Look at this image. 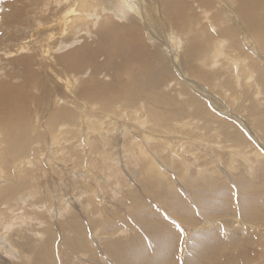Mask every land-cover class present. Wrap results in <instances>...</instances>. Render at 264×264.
Wrapping results in <instances>:
<instances>
[{
    "label": "bare ground",
    "instance_id": "6f19581e",
    "mask_svg": "<svg viewBox=\"0 0 264 264\" xmlns=\"http://www.w3.org/2000/svg\"><path fill=\"white\" fill-rule=\"evenodd\" d=\"M243 38H245V45L247 49L248 46L255 49V46H257V48L259 49V53L260 50L264 52V0H0V166H3V169L0 168V199L5 198L7 200H4L3 203L0 202V204L3 205L0 211V227L2 228L0 236L5 235L6 238V240L2 241V246H0V248H2V251H0V255L4 254L7 257L9 256V258L10 256L13 257L15 255H18L17 252L19 251L17 250L16 245H14L13 243L14 239L12 240L11 234H9V229L11 228V223L12 226L18 224L19 222L24 224L25 220H23L22 218L23 213L20 214L19 212L20 209L24 213L30 208H35L36 210H38L37 206H35V204H32V200H34L38 194V191L35 190V188L33 191L32 189H27L28 191L26 190L28 196L23 197L21 194V197H17V200L15 199L13 202H10L12 200L9 201L8 198L13 197L14 195L17 196V190L20 187H24L27 182H19L21 184L20 187H18V185L15 184V181L14 183L11 181L15 179L12 177L13 175L11 176L10 174H8V171H10L9 169L11 167V160L16 159L14 157H21L20 151L26 150L27 148H29V144H31V142L38 140L37 137L33 136H36V130L42 126L41 124H45L46 120L48 124H51V127H58L57 131L55 130L53 133L52 130V134L49 133L50 136L48 135L47 138V141L51 143L50 145L53 146L52 148H55V146H59L61 144L60 142L63 140H61L62 136H65L64 134H67L69 130L75 133L74 137H76L77 146L79 147H77L78 150H82L86 146L90 149L91 152V148L93 146L96 147L97 142H99L101 144V153H99V156H96L95 154L91 156L92 153L89 154L90 152L88 150L87 152H89L88 154L90 155L89 159L93 157L91 161L93 163L96 162L95 165H97V163H100L101 156L105 158H112L111 160L107 159V166H105V168L101 170V173L105 174L103 175L105 178H112V181L115 180L116 185L121 183V175L123 178H125L127 173L133 174L135 172L129 169L130 166H137L139 164L138 161L140 162L142 161V159L146 161V163L149 162L147 163L148 166L145 167L146 171L142 169L145 171L143 174V178L148 182L155 183V191L157 192L158 190V192L156 193L157 197H159L163 206L167 208V197L171 195L170 191L171 193H173V195H175L176 192H174L173 189H169L167 191V188L165 190L157 189V185H161L158 183H164L166 177L169 176L167 174H170L167 173V171L165 172V169L161 162L166 160V168H173L174 171H176V173L178 174L177 176H180V178L182 175L185 176L186 174H188L191 170V167H185L179 164L181 160L178 161V159L173 156V152H170L169 156L164 155V158L166 156V159L161 158V162L159 160L155 162L153 154H151L152 152L150 153L151 150L146 149L149 145H151V148L154 149L152 150L153 152L159 153V155L160 153L162 154L163 152H165L162 151L164 149L163 146L165 145L164 144L162 146L163 141L167 140L166 145L168 147H170L169 145H171V141H169V139L164 140L165 138H163L162 143H158V134L160 132H164L167 134H170L172 132L175 133V129H182L183 125L186 126L190 124V121H184L183 124L182 122H179V124H175L176 126L174 127L173 123L170 124L168 123L169 121L167 122V119H176V117H180V115L183 114L181 112L180 114L173 113L172 115V107L169 108V106H172L173 104L178 105L181 100H184L183 107H185V100H189L185 99V97L190 96V91L187 92L186 90H188V88H186L179 92L178 97H172L169 93H167V86L164 87L163 90L160 89L165 84L163 83V78L167 71L173 73L170 66L167 65L164 61L165 59L167 60V63L169 62L166 56V52L168 51L171 54L170 57L173 58L176 64H183L186 67V69L182 71L186 75L197 77L200 82H202L201 80H203L220 88H241L240 83L243 82V86L256 87V89L253 91L254 98L260 101L261 95L257 94L256 91H258L259 87L260 89H264V54H261V56L258 57L256 55L257 53L251 54L249 49V51H245V55L240 53V51H242L244 48L241 41ZM255 51H257V49ZM229 52H233L234 54ZM254 56H256L257 58H255ZM223 66H227L228 68H230V71L226 70L229 79L224 78V76H226L227 74L225 73V70H223ZM181 67L182 66H180L179 68ZM177 72H180L179 69ZM228 76L226 77L228 78ZM231 76L234 77V80L232 81ZM200 84L201 83L192 85L195 86L194 91L198 92V94H201L202 98L199 99L194 96L195 99L189 101V106L186 108L189 110H193V114L195 113V115L197 116H203L202 113L209 114V116L211 117V122L214 121V113L202 100L210 101V103L213 102L210 99L211 97L206 92H203L208 91L206 89L208 87L205 88L204 85ZM225 88H221V93L222 96H224L223 98L227 99V89L225 90ZM232 94L230 95L233 98V100L231 99V101L235 103V100L238 98V96L235 95V93V96ZM192 98L190 97V99ZM242 100L244 99L242 98ZM223 105L224 104L222 103V106ZM225 105L227 106V104ZM224 109L225 108H223V110ZM120 117L122 120L124 118L123 122L119 121ZM188 117L193 116L188 115ZM191 120H195L194 117ZM166 122L167 124H165ZM126 123H128V125ZM134 124L137 125L135 128H139L141 129V131L143 129V131H145V129H150L153 133H151L150 131L149 133L146 130L149 134L139 136L142 132H139V135H137L138 133L134 132ZM45 126H47V124ZM85 128L86 130L88 129V131L84 135L82 134V131H85ZM188 128L190 129L189 126ZM48 130L49 129H47L46 127V131ZM71 133H69V135ZM133 136L135 137L133 138ZM59 139L61 140L60 142ZM115 141L117 143V151L119 154L118 156H115L114 153L112 154L110 152V144H113V142ZM69 143L68 145H72V143ZM132 143L139 148L140 153L138 155L130 152L123 153L122 151L124 149H126L128 146L133 145ZM35 145L37 147L39 146L37 143ZM66 145L67 144H64L63 146L68 147ZM107 145H109L108 149H110V151L106 152ZM75 146L76 145H74V147ZM143 146L145 148H143ZM104 147L105 151H103ZM47 148L51 147L47 146ZM62 149L60 148L59 150L60 154H64L61 153ZM119 149H121L122 154H120ZM49 150L50 149H48V151ZM51 153L52 152L47 153V155H51ZM235 153H238V151ZM73 154H71V158ZM233 154L234 153L232 152V155ZM34 157L35 160H38V158L36 159V156ZM38 157L40 159H43L39 155ZM83 157L81 158L82 161ZM44 158L47 157L45 156ZM54 158H57V156ZM126 158L128 160H125ZM30 159L27 158L18 162L17 172H21V174L19 173V180H25V178L27 177H29L30 179L33 176L35 178L33 179L36 180V182L38 180L39 183L40 177L36 175V172L34 173L35 168L33 169L29 165V163L32 161ZM74 160L76 159L74 158ZM46 161H48L47 163L53 164L52 159ZM67 163L69 162L67 161ZM199 166L200 165H198L197 167ZM6 168H8V170H6ZM76 168L78 170V167ZM99 168L101 169V167ZM36 169H38V167ZM82 169H86L85 166ZM107 169L111 170L110 175L107 174ZM195 170L197 171L196 173H198L200 176L201 174H207V172L204 170L196 168ZM73 173L74 171L72 172V174ZM53 174L54 173H52V175ZM139 174H141V172ZM78 175H80L79 171ZM93 175H95L94 172ZM82 176L84 177L85 175L83 174ZM82 176L80 175L81 178H83ZM97 177H95L96 180L98 179ZM105 178L103 179L105 180ZM140 178L141 177L136 178L137 181ZM170 179V183L166 186L172 188V185L176 183L173 181V177ZM77 180L79 179L77 178ZM90 181H92V179ZM60 184V187L66 190L65 180H62ZM101 184H103V182ZM56 185L57 186H52L58 187L59 189L58 184ZM82 185L84 186L83 183ZM40 187L43 188L42 186ZM46 187H48V185H46ZM38 189L40 188L38 187ZM124 189H127V187H124ZM55 191L56 190H54V193ZM100 191L97 192L98 195ZM40 193V195H45L44 191H40ZM23 195L26 194L23 193ZM175 200L177 199L171 200L169 206L171 205L170 210L173 213L178 214L176 212L182 211L185 207L184 205L187 204L184 202V200L177 204L179 199L176 203ZM57 201L59 200L57 199ZM197 201L198 200L196 199V202ZM67 204L69 203L66 202L64 207H68L69 210L67 212V209L65 208V212L67 213L64 215L59 213L61 218L66 216L68 217V214L71 213L70 211L73 209L72 205ZM136 204L147 206L144 201L138 202ZM52 205L55 206V204ZM106 205V209L107 207H109V209L111 208V205ZM59 206L60 208L63 207L62 205ZM70 206L71 208H69ZM201 206L210 207V204L208 202L204 204L201 203ZM219 207L221 206H216L213 208L212 215H215V213L218 212H224V206L220 208V210ZM90 208L87 205H84V207L82 208L84 217L86 218L88 216V221L94 220L95 215L96 217L98 215L93 213L91 211L92 208ZM113 209L114 208H112V210ZM85 210L89 212L88 215H86L87 213L85 214ZM147 211L149 212V214L146 213ZM211 211L212 210H209L208 212L211 213ZM6 212H10L11 214H13L10 219L5 218L4 215ZM91 212L93 216L90 215ZM150 214L153 215L151 216L152 219L149 218ZM169 214L173 216V214ZM141 215L148 223H150V227L152 228L151 231L157 239L156 244L153 242V239L145 233H143L144 238L140 237L133 241L122 240L121 234H126L129 229H135V226L137 228L136 222L131 219V223V221L128 219L127 224L123 222L122 228H118L119 226L115 225L113 228H117L116 231L115 229H112L110 227L112 230H114L115 233H108L111 232L110 228L108 232L106 231V240L109 239V246H112L114 248L110 251L112 254L111 257L114 260L116 259V257H119L123 259V262L125 264H158L166 260L167 251H172L174 259L173 264L176 261H178L177 264H179V262L183 260L182 257L184 256H182L181 258L179 257L180 259L178 258L181 252V248L177 244L178 237H180V231L175 227L176 225L175 222H173L174 220L172 221L170 220L171 218L168 217L167 219L169 220H164L163 218L166 215L163 214L164 217L161 218L162 216H159L151 206L146 208L145 211L141 213ZM207 215L208 213L206 214V216ZM50 218L52 217L50 216ZM184 218H187V216H185ZM74 221V224H76L77 227L73 226V228L80 235L79 239L72 240L75 245L80 246V254H74V256L81 257V264H91L92 261H90V254L86 250H84V246L86 245L87 241L85 239L86 235L84 236L85 227L82 224L79 225L78 218ZM66 223L67 222H64V224ZM212 227L213 225L211 226V228ZM40 229L41 228H39V230ZM207 231V235H203L202 232L200 233L201 236L205 238V244L208 246L207 248L213 249L210 259L208 257V254L206 255L202 253L204 256H206V264H208L207 258L211 263L210 260H213L214 258L216 259L217 257L222 258V264H239L240 261L243 263H250L254 262L253 260L256 259L253 256V251L254 254L260 252V255H263V248L261 244H258L256 238L250 237L247 242L245 240L241 241V239H238L237 237L238 233L233 232V235L231 237L220 234L222 235L220 239V236H218V234L220 233L219 228H216V231L214 229H210V231ZM212 234H214L216 239L219 242L221 241L222 244H213L209 240V237ZM94 236L91 239L93 241L95 240ZM240 237L241 236H239V238ZM7 238L10 239V243L8 242ZM1 240H3V238L1 239L0 237V242ZM37 240L40 241L39 239ZM55 240L53 241V246L50 245V247H52L53 252L55 253V255H57V252L61 253L66 245L62 246L58 243L60 246L58 245L57 247V243ZM64 240H66V242L70 241L66 238H64ZM180 240L182 241V239ZM104 242L106 243V241ZM201 248L203 249L204 245L199 246L197 244L196 251L201 253ZM34 249L25 250V247H23V250L31 252L32 254H34L35 252ZM92 250L95 256L97 250ZM40 251L41 257L44 258L47 250L45 249ZM108 251L109 250H107V252ZM72 253L77 252L73 250ZM22 254H24V252ZM86 255L88 257H86ZM191 255H193V253H191ZM190 256L185 261L187 264H193L191 263L192 261H197V259H194V257L191 258ZM13 258L15 259V257ZM26 258L29 260L28 257ZM59 259L61 260V264H64L62 255L59 256ZM153 259L155 260V262H153ZM12 261L15 260L12 259ZM196 261L195 263L198 262ZM205 262L202 264H205ZM98 263H100V260H98ZM0 264L13 263L10 260H1Z\"/></svg>",
    "mask_w": 264,
    "mask_h": 264
},
{
    "label": "rangeland",
    "instance_id": "374dc122",
    "mask_svg": "<svg viewBox=\"0 0 264 264\" xmlns=\"http://www.w3.org/2000/svg\"><path fill=\"white\" fill-rule=\"evenodd\" d=\"M3 17H4V14H3ZM241 41H242L244 48L242 51H240V53L245 55V51L250 50L251 54L257 53L256 55L258 57L261 56V54H264V52H262L261 50L259 53V51H258L259 49L257 48V46H255L257 51H255L256 50L255 48L250 47V46H248V49H249L248 50L246 45H245V38H243ZM229 53H233V52H229ZM170 55L171 54L167 51L166 56H167V59L169 60V62L167 63V60H165V59H164V61L167 65L170 66L173 73H170L169 71H167V73L164 75V78H163V83H165V84L160 89L163 90L164 87L167 86V88H168L167 93H169L172 97H178L180 91L188 88V90H186V91L187 92L190 91V93H189L190 96L185 97V99H189V100H185L186 101V103H184L185 107H183V101L184 100H181L178 105L173 104L172 106H169V108L172 107L171 108L172 115H173V113H179L180 114L181 112L183 114L180 115V117H176V119H174V118L167 119V122L169 121L168 123H170V124L173 123L174 127L176 126L175 124H179V122L180 123L182 122V124H183L184 121L185 122L190 121V124L186 125L187 127L183 125L182 129H175V133L172 132L173 134L172 133L167 134L164 132H162V133L160 132L158 134L159 135L158 143L161 144L163 141V138H165L164 140L169 139V141H171V145H169L170 147H168L166 145L167 140L163 141L162 146L165 144L163 146L164 149L167 147L165 150L164 149L162 150V151H165L162 153L163 155L161 153L159 155V153L153 152L152 150H154V149L151 148V145H149L150 147L148 146L146 149L151 150L150 153L152 152L151 154H153L155 162L158 160L160 161L161 158L166 159V156L167 155L169 156L170 152L171 153L173 152L172 153L173 156H175L178 159V161L181 160L179 162V164H181L185 167L189 166V167H191V170L185 176L182 175L183 178L181 176V178H182L181 179L180 176H177L178 174L176 173V171H174L173 168L172 169L170 167H168V169L166 168L167 167L166 160L163 161L165 164L160 161L161 164H163L165 172L167 171V173H170V174H167V175H169L166 177L167 182L165 180L164 183H158L161 185H157V189H164L165 190L167 188V191L169 189H173V191L176 192L175 195H173V193H171V191H170L171 195H169L167 197V208L163 206L159 197H157L156 193L158 192V190H157V192L155 191L156 190V188L154 186L155 183L154 182H148V181L144 180V178H143V174L146 171L145 167L148 166L147 163H149V162L146 163V161H144L142 159V161H144V162L138 161V163L141 165L138 164L137 166H134V167L130 166L129 169L133 170L135 172L133 174L127 173L125 178H123L121 175L120 181H121V183L122 182L123 183L122 184L119 183L116 185L115 180L112 181V178L111 179L105 178L103 176L105 174L101 173V170H103L105 168V166H107V164H106L107 161L111 160L112 158H110V157L105 158V157L101 156L100 163L99 164L97 163V165H95L96 162L93 163L91 161V159H93V157H91L89 159V156H90L89 154L92 153L91 156H93L94 154L96 156H99V153H101V150H100L101 144L99 142H97L96 147L95 146L92 147L93 150L91 148V152H90V149L86 146H85V148H83L84 150L83 149L78 150L79 147L77 146L76 137H74L75 133H73V131L69 130V132L67 134H64L65 136H62V138H61V140L62 139L63 140L66 139V140L61 141L59 139V142L61 141L60 142L61 144L59 146H55V148H52L53 146L50 145L51 143H49L47 141V138H48V135L50 136V134H52V130L54 133L55 130L57 131L58 127L57 128L51 127V124H48L47 120H46V123L41 124L42 126L36 130V136H33V137H37L38 140L31 142V144H29V148H27L28 150L26 149V150L20 151L21 157H14V158H16L14 160L11 158L13 161L11 160V167L9 169L10 171H8V174H10L11 176L13 175L12 177L15 179V180H11V181L13 183L15 181V184H17L18 187H20V184L22 182H24V183L27 182V183L24 187H20L17 190L18 191L17 196L14 195L13 196L14 198L13 197H11V198L6 197V198H8L9 201L12 200L10 202H13L15 199L16 200L18 199L17 197L20 198L21 194L23 197L28 196V193H26V192L30 189H32V191H33L35 188V190L38 191V194L35 197V199L32 200V204L33 205L35 204V206H37L38 210H36L35 208H30L24 213L20 209L19 212H20V214L23 213L22 218H23V220H25L24 224L19 222L18 224L12 226V223H11V228L9 229V234H11L12 240L14 239L13 243H14V245H16V248L19 251V252H17L18 255H15V256L12 255L13 257H15V259H14L11 256L9 258V256L7 257L6 255L1 253L2 255H0V261L1 260H5V261L10 260L13 264H22V263L23 264H48V263H50V264H61V260L59 259V256L62 255L64 264H81V257L74 256V254H80L79 253L80 246L75 245V243H73V241H72L74 239L80 238V235L78 234V232L73 228V226H76V224H74L75 223L74 220H77V218H78L79 225L82 224L85 227L84 236L86 235L85 239L87 241L85 240L86 245L84 246V250H86L90 254V257H91L90 261H92L91 264L98 263V260H100V263H98V264H109V263L110 264L111 263L112 264H125L123 262V259L116 257V259L114 260L111 257L112 254L110 251L113 250L114 248L112 246H109L110 240L109 239L106 240V233L111 228L115 229V228H113L115 225H118L119 226L118 228H122L123 222L125 224H127L128 219L132 223L131 219H133V221L136 222V224H137V228L135 226V229H129L126 232V234H121L122 240L133 241V240L138 239L140 237L144 238L143 233H145L146 235H149L153 239V242L156 244L157 239L155 238L154 234L151 231L152 228L150 227V223H148L144 219V217L141 215V213L143 211H145L146 208L151 206L153 208V210L155 212H157V214L159 216H162L161 218L164 217L163 214L166 215L163 218L164 220H166V221L169 220V219H167V217L171 218L170 220H172V221L174 220L173 222H175V225H176V226L175 225L174 226L180 231V237H178L179 241L177 240V244L180 246L181 252H180V256H178V258L179 257L181 258L182 256H184V257H182L183 260L180 261L179 264H181V263L187 264L185 261L188 259V257L191 255V253H193V255H191L190 257L191 258L194 257V259H197L198 262L196 260L195 261L198 264L199 263L202 264L206 261V258H205L206 256H204L203 254H206V255L208 254V257L210 259L211 252L213 249L207 248L208 246L205 244V238L202 237L200 233L202 232L203 235H207V232H208L207 230L210 231V229L211 230L214 229L216 231V228H219L220 233L218 234V236H220V239H221L222 235L231 237L233 235V232L238 233L237 237H238V239H241V241L245 240L247 242L250 237L256 238V240L258 241V244H261V246L263 248V255H260V252L254 254V251H253V256H254V258H256L255 260H253L254 262L243 263L240 261L239 264H264V93H263L264 89H260V87H259L258 91H256L257 94L261 95V100L259 101L256 98H254L253 91L256 89V87H254V86L253 87L243 86L242 85L243 82H241L240 83L241 88L235 87L234 89L233 88L229 89V88L221 87L223 89L225 88V90L227 89L228 92L226 91V95L228 97L232 93H233L232 95H234V93H235V95L238 96V98L236 100L234 99L235 103H233V101H231V99L233 100L232 96H230L229 99H228V97H227V99L223 98L224 96H222V93H221L222 91H221L220 87H218V86L216 87L215 85L209 84L208 82H205L203 80H201L202 82H200L197 77H194L191 75H186L184 72H182L186 69V67L183 64H179V65L176 64V62L173 60L172 57H170ZM254 57L257 58L256 56H254ZM180 66H182V67L179 68ZM227 66H223V70H225L226 74H227L228 70L230 71V68H228ZM178 69L180 71L179 73L177 72ZM226 76H228V74ZM226 76H224V78L229 79V76H228V78ZM191 78H192V80H191ZM195 79H198V80H195ZM232 80H234L233 76H231V81ZM191 83L195 84V85L201 83L200 85H204L205 88L206 87L209 88V89L206 88L208 91H203V92H206L211 97L210 99L212 100L213 103H210V101H206V100H202V101L205 102V104L208 106V108L214 113V115H213L214 121H211L213 123L210 122L211 117L209 116V114L202 113L204 117L202 115L197 116V115H195V113L193 114V110H189L186 108L189 106L188 102L195 99V97L199 98V99L202 98L201 94H198V92L194 91L195 86H193ZM244 94H246V95H244ZM190 97L191 98L194 97V98L190 99ZM247 97L249 98V100ZM242 98L244 100H242ZM179 99H184V98H179ZM224 99H226V100H224ZM222 103L224 104L223 106H222ZM225 104H227V106ZM223 108H225V109L223 110ZM222 112L224 115L222 114ZM187 114L193 116L195 120H191L193 117H188ZM234 117H236V118H234ZM107 119H109V118H107ZM196 120H198V121H196ZM119 121L123 122L124 118L122 120L120 117ZM167 122L165 124H167ZM46 124H47V126H45ZM126 124L128 125V123H126ZM191 125H193V126H191ZM194 125H195V127H194ZM136 126L137 125L134 124V130H135L134 132H137L138 133V134L136 133L137 135H139V132H142V133H140L139 136H144L145 134H149L150 132L153 133L150 129L149 130L145 129V131H143L144 130L143 129L141 131V129L135 128ZM188 126L190 127V129L188 128ZM46 127H47V129H49L48 131H46ZM127 127H130V126H127ZM40 129H41V131H40ZM146 130L148 132L149 131L150 132L147 133ZM87 131H88V129L86 130V128H85V131H82L83 132L82 134L85 135L87 133ZM38 132L40 133V135ZM69 133H71V134L69 135ZM165 135L167 136V138ZM171 136H173V137H171ZM64 137H66V138H64ZM134 137L135 136H133V138ZM168 137H170V138H168ZM170 139H172V140H170ZM69 141H70V143H69ZM34 143L35 144L37 143L39 146L37 147ZM68 143L69 144L72 143V145H68ZM64 144H67L66 146H68V147L63 146ZM45 145H47L48 147H51V148H47V146H45ZM74 145H76V146L74 147ZM197 145H199V146H197ZM33 146H35V147H33ZM135 146H136L135 144H133L132 146H128L122 152L123 153L130 152V153H134V154L138 155L140 153V150L137 146L135 148ZM30 147H31V149H30ZM108 147H109V145H107L106 152L110 151V149H111L110 152L112 154L114 153L115 156L119 155L118 151H117L116 141L113 142V144H110V147H111L110 149H108ZM180 147H182V148H180ZM57 148H58V150H57ZM60 148L61 149L64 148L61 150V153H64V154L59 153ZM72 148H74V149H72ZM143 148H145V147L143 146ZM48 149H50V150L48 151ZM55 149L57 150V152ZM167 149H169V150H167ZM228 149H229V151H228ZM63 150L64 151L66 150V151L64 152ZM88 150L90 153L87 152ZM200 150H201V152H200ZM38 151H41V152H38ZM103 151H105V147H104ZM119 151H120V154H122L121 149H119ZM209 151H211V152H209ZM237 151H238V153H235ZM29 152H31V153H29ZM50 152H52L51 155L50 154L47 155V153H50ZM183 152H185V153H183ZM232 152L234 154H237V155H234V154L232 155ZM154 153H155V155H154ZM71 154H73L72 158H71ZM80 154H82L84 157ZM185 154H187V155H185ZM38 155L41 156V158H43V159H40L38 157ZM164 155H166L165 158H164ZM31 156H33V157H31ZM34 156H36V159L38 158V160H35ZM45 156L49 159H52L53 164L47 163L48 161H46V160H49V159L44 158ZM56 156L58 159L54 158ZM81 156L83 157V161L81 159L82 158ZM191 156H193V157H191ZM27 158H29V159L31 158L30 160L33 161V162L31 161L32 163L30 162L29 165L33 169L35 168L34 173L36 172V175L40 177L39 183H38V180H37V182H36V180H34L35 178L33 176L31 177L32 179L31 178L29 179V177H27V178H25V180L24 179H22L21 181L19 180V178H20L19 173L21 174V172L20 171L17 172L18 171V167H17L18 162L20 160H25ZM63 158H65V159H63ZM74 158L77 161L74 160ZM127 158L125 160H128ZM84 160H85V162H84ZM67 161L69 163H67ZM38 162H39V164H38ZM83 162H84V165H83ZM78 163H79V165H78ZM184 163L185 164L187 163L188 165L187 164L185 165ZM13 164H15V165H13ZM100 164L101 165L104 164V165L101 166ZM75 165H76V167H78V170L75 167ZM198 165H200V166L197 167ZM48 166L49 167L51 166L50 168L52 170ZM79 166H80V168H79ZM84 166L86 168L84 170H86V171H84L82 169ZM96 166L101 167V169L99 167H96ZM37 167H38V169H36ZM68 167H70V168H68ZM0 168L3 169V166H0ZM89 168L94 172V174L96 176L93 175V172ZM94 168H96V169H94ZM195 168L206 171L207 174H204L206 176H204L202 174L200 176L198 173H196L197 171L195 170ZM41 169H42V171H41ZM61 169H62V172H61ZM74 169H76V170H74ZM97 169H99V170H97ZM142 169H144L145 171ZM6 170H8V168H6ZM107 170L109 171V172L107 171V174L110 175L111 170L110 169H107ZM66 171H67V173H66ZM73 171H74V173H73L74 175L72 174ZM78 171H79V174L81 176L83 174L85 176L84 177L82 176L83 178H81L80 175H78ZM172 171H174L175 173ZM10 172H12V173H10ZM37 172H38V174H37ZM43 172H44V174H43ZM91 172H92V174H91ZM140 172H141V174H139ZM52 173H54V174L52 175ZM64 173H65V175H64ZM0 175H1V171H0ZM75 176H76V179H75ZM79 177L81 178V180ZM95 177H97L98 179L96 180ZM139 177H141V178L137 181L136 178H139ZM172 177H173V181L176 184L172 185V188H170L166 185H168L170 183V181H171L170 178H172ZM77 178L79 180H77ZM100 178H101V180H100ZM103 178H105L106 181ZM175 178H177V179H175ZM91 179H92V181H90ZM62 180H65V186H66L65 189L66 190H64L60 187L61 186L60 182ZM85 180H87V181H85ZM98 180H99V182H98ZM19 182H21V183H19ZM42 182H43V184H42ZM52 182H53V184H52ZM80 182H82L84 184V186ZM86 182H87V184H86ZM102 182H103V184H101ZM179 183H180V185H179ZM56 184H58L59 189H58V187L52 186V185L57 186ZM39 185L42 186L43 188H41ZM44 185H45V187H46V185H48V187L45 188ZM178 185H179V187H178ZM86 186H87V189H86ZM169 186H171V185H169ZM38 187L40 189H38ZM124 187H127V189H124ZM163 187H165V188H163ZM174 188H175V190H174ZM42 189L45 192V195H40L41 194L40 191L43 192ZM50 189H51V191H50ZM52 190H53V192H52ZM54 190H56L55 193H54ZM85 190H87L88 192ZM98 191H100L99 195L97 194ZM49 192L52 193L53 198L51 197V193H49ZM23 193L26 195H23ZM113 196H114V198H113ZM193 197H195V198H193ZM57 199L60 202L57 201ZM64 199L66 202L69 203L67 205L73 206V209L70 211L71 213L68 214L69 215L68 217L66 216V217L61 218L59 213L64 215L69 210L68 207H64L66 204ZM173 199H177V200H175V203L179 199L177 204H179V202L184 200V202L187 204V205H184L185 206L184 209H186V207H187V209L186 210L183 209L182 211L176 212L178 214L173 213L170 210L171 205L169 206V203ZM196 199L198 200L197 202H196ZM0 200H1L0 201L1 203H3L4 200L7 201L5 198H2ZM141 201H144V203H146L147 206H141V205L136 204V203L141 202ZM207 202L210 204V207H206V206L202 207L201 206V203L204 204ZM52 204H55V206ZM106 204L111 205V208L109 209V207H107V209H106V207H105V206H107ZM0 205H2V204H0ZM49 205L52 207H50ZM59 205H62L64 208L63 207L60 208ZM84 205L89 206V208L91 207L92 208V209L90 208L91 211L95 214H98L100 217L98 215L96 217V215H95L94 220L88 221V216L85 218L83 215V211H82L83 209L82 208L84 207ZM216 206H221V207H219V210H220V208H222L224 206L223 208L226 211L223 209L224 210L223 213L218 212V213H215V215H212L213 214L212 213L213 208ZM1 207H3V205L0 206V211H1ZM65 208L67 209L66 210L67 212H65ZM69 208H71V206ZM112 208H114V209L112 210ZM209 210H212L211 213L208 212ZM57 211H59V212H57ZM92 212L90 214L91 216H93ZM180 212H181V214H180ZM88 213L89 212H87V210H85V214L88 215ZM146 213L149 214L148 211ZM169 213L173 214V216H171ZM207 213L210 217L208 215L206 216ZM222 214H223V216H222ZM12 215L13 214H11L10 212H8V213L6 212L4 216H5V218L10 219L12 217ZM29 215H30V217H29ZM32 216H34V217H32ZM50 216L52 218H50ZM151 216H153V215L150 214L149 218H151ZM183 216L184 217L187 216V218H184ZM212 216H214V217H212ZM26 217L27 218L29 217L31 219H29V218L27 219ZM74 217H75V219H74ZM68 218H70V219H68ZM45 219L47 220V223H46ZM34 220H36L37 222ZM8 222H11V221H8ZM64 222H67V223L64 224ZM201 223H203V224H201ZM25 224H27V225H25ZM134 224H133V226H134ZM50 225H51V227H50ZM212 225H213V227L211 228ZM244 225H246V226H244ZM22 226H24V227H22ZM28 226H30V227H28ZM46 226H47V228H46ZM128 227H129V225H128ZM243 227L245 228V230ZM39 228H41V229L39 230ZM50 228H51V230H50ZM247 228H248V230H247ZM112 229L110 230L111 232H108V233H110V234L115 233L114 230H112ZM116 229H115V231H116ZM1 231H2V228L0 227V232ZM44 231H46V232H44ZM103 231L105 232V234ZM182 231L185 234H183ZM23 232H25V233H23ZM37 233H39V234H37ZM96 233H98V234H96ZM220 234H222V235H220ZM249 234H250V236H249ZM12 235L14 236V238ZM251 235H253V236H251ZM42 236H44L45 238ZM88 236H89V238H88ZM93 236L95 237L94 241L91 240ZM239 236H241V237L239 238ZM0 237H1V239L3 238V240H1V242H0V246H2V244H3L2 241L6 240V238H5V235H2ZM46 237H48V238H46ZM40 238H43V239H40ZM64 238H66L67 240H70V241L66 242V240H64ZM37 239H39L40 241H38ZM180 239H182V241ZM7 240H8V242L10 241V239H8V238H7ZM54 240L57 243L56 244L57 247L59 244L62 246L66 245L64 250L61 253L57 252V255H55L52 247H50V245L53 246ZM62 240H64V241H62ZM209 240L213 244H217V243L222 244L221 241L219 242L216 239L214 234H212L209 237ZM104 241H106V243ZM259 241H261L263 243H261ZM63 242H64V244H63ZM38 243H39V245H38ZM43 243H44V245H43ZM65 243H67V244H65ZM70 243H71V245H70ZM197 244L199 246L204 245L205 249L201 248L202 249L201 253L196 251ZM23 247H25V250H27V249L33 250L35 248L34 254H32L31 252L23 250ZM105 248H106V250H105ZM1 249L2 248H0V251H2ZM45 249L47 250V253H46V255H44V258H42L40 250H45ZM92 249L97 250L95 256L93 254ZM73 250H75L77 253H72ZM107 250H109L108 252H110V253H108ZM195 251L197 252L198 256L196 255ZM23 252H24V254H22ZM182 252H183V254H182ZM125 253H126V251H125ZM105 254H107V255H105ZM128 254H129V252H128ZM25 255H26V257L29 258V260L25 257ZM57 257H58V259H57ZM86 257H88V256L86 255ZM12 259L15 261H12ZM203 259H205V260H203ZM209 259L207 258L208 264H222L223 263L222 262L223 260L221 257L220 258L217 257L216 259L214 258L216 261L214 259L213 260L211 259L210 260L211 263L209 262ZM38 260L40 263L38 262ZM195 261H192L191 263L194 264ZM153 262H155L154 259H153ZM173 262H174L173 252L167 251L166 260H164L158 264H173ZM177 263H178V261H176L174 264H177ZM197 263H195V264H197ZM205 264H206V262H205Z\"/></svg>",
    "mask_w": 264,
    "mask_h": 264
}]
</instances>
